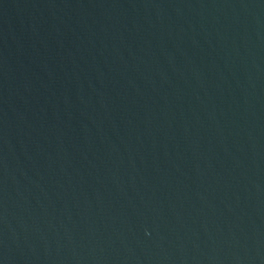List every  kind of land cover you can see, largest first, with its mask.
Listing matches in <instances>:
<instances>
[{"label":"water","instance_id":"water-1","mask_svg":"<svg viewBox=\"0 0 264 264\" xmlns=\"http://www.w3.org/2000/svg\"><path fill=\"white\" fill-rule=\"evenodd\" d=\"M0 264H264V0H0Z\"/></svg>","mask_w":264,"mask_h":264}]
</instances>
